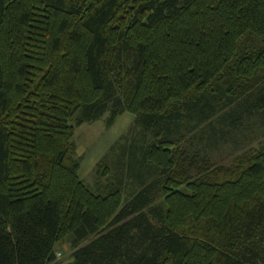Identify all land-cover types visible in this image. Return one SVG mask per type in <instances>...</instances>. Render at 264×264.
Returning a JSON list of instances; mask_svg holds the SVG:
<instances>
[{
  "label": "trees",
  "instance_id": "16d2710c",
  "mask_svg": "<svg viewBox=\"0 0 264 264\" xmlns=\"http://www.w3.org/2000/svg\"><path fill=\"white\" fill-rule=\"evenodd\" d=\"M263 128L264 0H0V264H264Z\"/></svg>",
  "mask_w": 264,
  "mask_h": 264
},
{
  "label": "rangeland",
  "instance_id": "374dc122",
  "mask_svg": "<svg viewBox=\"0 0 264 264\" xmlns=\"http://www.w3.org/2000/svg\"><path fill=\"white\" fill-rule=\"evenodd\" d=\"M109 115L110 113L107 112L97 120L84 122L77 126L75 130L74 140L77 144L76 156L81 162L80 174L92 187L96 184V179H98L96 169L99 161L107 155L110 157L111 151L119 143H123V137L129 133L131 127L134 125L135 117L130 112L121 114L112 125L108 123ZM242 139L243 142L239 146L237 144V147L235 146L236 144L231 143L228 147L223 148L222 151H213L210 154L212 162L218 165L232 163L238 154L257 146L260 140L264 139V128L260 130L257 138L245 140L242 137ZM161 200L162 197L158 196L155 201ZM73 250L74 247L70 238L60 243L57 248V261L66 263L72 260Z\"/></svg>",
  "mask_w": 264,
  "mask_h": 264
}]
</instances>
